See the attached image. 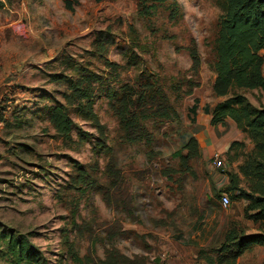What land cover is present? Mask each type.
<instances>
[{
  "label": "rangeland",
  "instance_id": "374dc122",
  "mask_svg": "<svg viewBox=\"0 0 264 264\" xmlns=\"http://www.w3.org/2000/svg\"><path fill=\"white\" fill-rule=\"evenodd\" d=\"M223 14L217 0H0V233L30 236L50 264L111 249L140 264H264V247L226 249L231 232L241 242L256 228L234 195L221 207L227 189L188 147L198 115L223 101ZM144 73L179 118L147 120L150 137L122 146L112 105ZM59 107L65 136L52 121ZM0 264H11L1 239Z\"/></svg>",
  "mask_w": 264,
  "mask_h": 264
},
{
  "label": "trees",
  "instance_id": "16d2710c",
  "mask_svg": "<svg viewBox=\"0 0 264 264\" xmlns=\"http://www.w3.org/2000/svg\"><path fill=\"white\" fill-rule=\"evenodd\" d=\"M163 5L167 0H154ZM224 14L219 22L215 41L216 58L214 70L217 78L214 93L225 98L206 114L211 115L213 127L223 126L231 119L238 127L247 132L254 145L253 151L244 158L240 167L243 180L237 174H230V187L227 195L246 202L244 218L260 224L264 228V105L253 106L243 94L250 90H261L264 98V0H217ZM96 81H100L97 78ZM88 83V80H86ZM82 85V84H80ZM75 88L76 96L87 100L88 92L81 86ZM135 92L126 93L112 105L120 124L121 145L131 146L150 137L145 122L155 123L175 121L179 115L171 104L168 95L153 75L142 74L134 84ZM65 111V112H64ZM66 108L59 107L52 111V121L64 136L71 130ZM189 148L199 155L196 139H191ZM110 150V149H109ZM77 171L85 177V166L76 164ZM109 177L117 179L112 161L108 165ZM88 185L94 182L88 180ZM225 193V192H223ZM228 195V196H229ZM230 197V196H229ZM220 198V196H219ZM231 199V197H230ZM0 239L7 246L11 264H50L46 254L36 247L31 237L0 233ZM227 242L232 248L234 258L245 249L254 246L264 247L263 235L241 240L237 233L231 232ZM74 264H140L121 255L117 250H106L104 260L93 255L82 260L75 256Z\"/></svg>",
  "mask_w": 264,
  "mask_h": 264
},
{
  "label": "crops",
  "instance_id": "0c3cea01",
  "mask_svg": "<svg viewBox=\"0 0 264 264\" xmlns=\"http://www.w3.org/2000/svg\"><path fill=\"white\" fill-rule=\"evenodd\" d=\"M245 94L253 106L260 108L261 105H264L261 90H250ZM221 99L225 100V98ZM193 138L197 141L200 157L207 165L209 175L218 190H226L230 187V174H237L243 180L240 167L244 162V158L253 151L254 145L249 134L241 130L237 123L228 119L225 125L213 127L211 125V115H205L204 111H202L197 117ZM216 152H220L223 155V172H216L211 168V157ZM238 200L243 205L244 216L246 202L241 199ZM246 221L249 223L247 224L248 226L251 223L256 228V232L249 234L244 240L263 235L264 228L262 225L250 220Z\"/></svg>",
  "mask_w": 264,
  "mask_h": 264
},
{
  "label": "built area",
  "instance_id": "2783aa9c",
  "mask_svg": "<svg viewBox=\"0 0 264 264\" xmlns=\"http://www.w3.org/2000/svg\"><path fill=\"white\" fill-rule=\"evenodd\" d=\"M223 155L220 152H216L213 154L211 157V168L213 171L216 172H223L224 167H223ZM219 198L220 205L224 210H228L231 205V199L226 193H221Z\"/></svg>",
  "mask_w": 264,
  "mask_h": 264
}]
</instances>
